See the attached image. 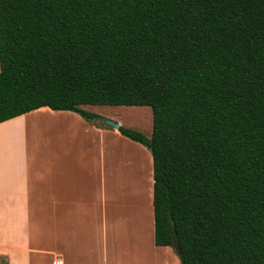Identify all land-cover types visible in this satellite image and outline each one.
I'll return each mask as SVG.
<instances>
[{
	"label": "trees",
	"instance_id": "16d2710c",
	"mask_svg": "<svg viewBox=\"0 0 264 264\" xmlns=\"http://www.w3.org/2000/svg\"><path fill=\"white\" fill-rule=\"evenodd\" d=\"M84 105L151 108L117 129L177 264H264V0H0V123Z\"/></svg>",
	"mask_w": 264,
	"mask_h": 264
},
{
	"label": "crops",
	"instance_id": "0c3cea01",
	"mask_svg": "<svg viewBox=\"0 0 264 264\" xmlns=\"http://www.w3.org/2000/svg\"><path fill=\"white\" fill-rule=\"evenodd\" d=\"M46 113L54 118L47 121L53 123L48 149L30 150L28 125L41 126L34 116ZM17 119L22 120L11 124ZM90 123L73 111L46 106L0 123L11 124L1 129L0 143L16 139L15 129L22 135L15 160L0 170V264H37L39 253L46 254V264L179 262L172 247L154 242L151 154L140 148L150 159L147 171L145 159L138 164L124 148L114 149L115 136H123L118 129ZM121 139L133 149L140 145ZM105 159L115 163L107 168L114 177L108 176L111 196L105 193Z\"/></svg>",
	"mask_w": 264,
	"mask_h": 264
},
{
	"label": "rangeland",
	"instance_id": "374dc122",
	"mask_svg": "<svg viewBox=\"0 0 264 264\" xmlns=\"http://www.w3.org/2000/svg\"><path fill=\"white\" fill-rule=\"evenodd\" d=\"M84 109L94 113L97 115V117H103L112 121H115L120 125L126 126V127H130L133 129H136L142 133H144L146 136H150L151 134V130H152V112H151V108L149 106H129V105H85L83 106ZM77 114V113H76ZM82 120L90 123V121L85 120L83 117H81L79 114H77ZM37 118H41L39 120L41 126L39 127H33L32 125H28V132L30 134L29 136V141H28V149H32V150H47L48 149V141H47V130L49 128V126L53 127V123L47 122V121H52L54 122V118L51 116H49L47 113L46 114H41L39 116H34ZM45 117H48V120H44ZM18 121L16 123H11V124H17L20 123V121L22 119H17ZM46 121V123H45ZM57 123V122H55ZM69 123V122H68ZM94 124L96 125L94 122L91 121L90 124ZM11 124H7V125H11ZM7 125H0V131L1 129H3L4 126ZM49 125V126H48ZM63 125V124H62ZM107 129H112L111 127H105ZM18 129H15L13 132V137L12 138H16V139H11L12 141H6V142H1L0 144L2 145V143H4L5 145L0 146V170L3 171L4 168H6L7 166H9V163L12 162V160H15V156H14V152L15 150H19L21 148V142L22 139H19L17 141V138L21 137V131L19 130L17 132ZM113 130V129H112ZM62 133V132H61ZM10 134V136H12ZM120 134V133H119ZM36 136V137H34ZM119 136H122L121 134ZM66 137L65 132L62 133V139H64ZM124 136L122 137H116L113 140L114 141V149L115 148H124L125 151H127V153L130 155V158H132V156H135V160L138 162V164L145 159V163L143 165H145L144 170L146 169L147 171H149V162L150 159H148L147 155H142L140 151V148H143V150L145 149L146 152L149 153L148 149L145 148L143 145H135L134 149L132 148L131 145H125L123 144V142L121 141ZM72 140V139H71ZM21 141V142H20ZM86 142H88V140H86ZM139 146V147H138ZM141 146V147H140ZM61 149L64 147L67 148L66 145H64V147L62 146V144L59 146ZM72 147V143L70 141V145L68 146ZM113 147V146H112ZM139 148V149H138ZM110 150V148H108ZM113 152V149H112ZM106 160V170H105V174H106V186H105V193L106 196H111L113 194L112 191H114V187L112 186L114 183L111 180H109V177H111V169L110 171L107 168H115V163L114 161H108ZM109 176V177H108ZM149 176V175H148ZM150 177V176H149ZM114 178V177H111ZM147 194V193H146ZM174 250V249H173ZM176 256V255H175ZM177 257V256H176ZM178 258V257H177ZM37 264H46L47 263V259H46V254H41L39 253L37 255L36 258ZM167 261L171 262L173 261L171 258H167ZM3 264L4 261L2 260ZM178 262V260H177Z\"/></svg>",
	"mask_w": 264,
	"mask_h": 264
},
{
	"label": "water",
	"instance_id": "95a60500",
	"mask_svg": "<svg viewBox=\"0 0 264 264\" xmlns=\"http://www.w3.org/2000/svg\"><path fill=\"white\" fill-rule=\"evenodd\" d=\"M98 120H100L101 122H103L105 125L111 127V128H115L117 129L119 124L115 121H112V120H109V119H106V118H103V117H98ZM176 247V250L178 251L179 253V247L178 245H175Z\"/></svg>",
	"mask_w": 264,
	"mask_h": 264
}]
</instances>
